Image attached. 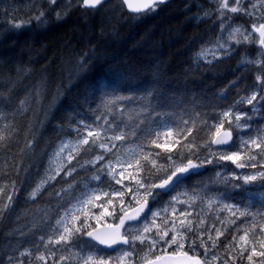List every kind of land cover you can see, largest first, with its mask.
I'll return each instance as SVG.
<instances>
[{"label":"trees","instance_id":"trees-1","mask_svg":"<svg viewBox=\"0 0 264 264\" xmlns=\"http://www.w3.org/2000/svg\"><path fill=\"white\" fill-rule=\"evenodd\" d=\"M47 6L48 2H45L40 10L17 19H0V134L5 137L0 141V188L13 196L10 207L0 218V264H17L19 260L27 262L29 257H22L20 253L30 249L34 258L37 245L41 252H47L39 238L51 234L50 226H54L55 219L63 214V207L70 199L64 193L61 196L55 193L67 188L69 183L76 185L72 189L76 195L84 189L85 183L96 187V182L89 180L93 174L91 166L79 167L84 159L91 158L92 154H86L68 165L76 166V172L71 176L61 172L55 180L43 186L35 199L31 198L33 189L53 172L52 158L61 142L75 139V130L81 119L95 123V116L99 113L93 110L100 105L103 91L136 97L151 91L162 106L161 115L169 123H179L181 118L199 112L212 124L214 115L226 111L240 97L247 96L251 90H246L247 86L255 83L250 72L245 73L237 66L241 62L242 49L237 55L215 63L200 60L198 54L215 38L218 24L211 19H199L198 0H167L156 11L140 15L129 14L122 0H109L96 10L78 7L75 0L70 10L66 7V0H59L57 5L46 9ZM40 11L46 15L37 20L35 17ZM65 11L67 15H64ZM56 12L61 13L60 18ZM81 60H87V63L77 71ZM40 80L47 84L45 97L39 104L26 105L28 110L23 111L19 101L25 99ZM123 103L125 107L135 106H129L126 101ZM241 105H237L236 110L247 111ZM120 119L117 114V122ZM123 119L126 121L127 116ZM262 122L264 114L261 113L253 123L251 133L264 126ZM193 134L199 137L197 143L210 138L207 129ZM29 142L31 147H28ZM164 155L161 154V163L165 162ZM200 155L203 158L207 152L201 148ZM218 171L227 176V183L216 175ZM237 171L230 163L223 167L205 165L203 171L186 176L182 184L162 194L153 204L155 211L169 206V202L175 205L173 197L186 200L182 193L199 192L201 198L191 207V202L185 203L183 210L191 213L188 219L194 224L198 219L205 221L198 231L213 229L215 225L224 232L218 247L212 249L219 257L212 264L264 262V257L258 255L253 256L252 261L247 259L252 244L246 245L241 255L243 242L239 236L249 229L251 240L253 223L256 224V250H264L258 243L262 238L259 226L264 223L258 215L264 213V192L259 190L258 183L244 185L242 180L228 176L229 172ZM140 177L146 182H158V178L148 179L146 173H141ZM235 184L241 187H232ZM112 186L115 189L121 187L114 182ZM100 187L108 190L106 185ZM125 199L134 202L135 207L130 193H125ZM113 200L119 209V199L113 197ZM2 203H8L6 197L0 206ZM225 204L240 205L242 210L249 207L253 214H257L256 220L240 217L232 224L231 220L236 218L224 209ZM91 225L98 227L92 222ZM135 225L137 223L126 228ZM210 234L215 238L214 229ZM82 239L89 241L87 237ZM193 239L195 236L189 233L185 251L202 256V248L195 252L189 249L188 242ZM228 244L231 247H225ZM161 245L157 246L155 255H165ZM94 249L99 254H106L99 247ZM144 251L138 246L139 256H143ZM9 257H12L11 261Z\"/></svg>","mask_w":264,"mask_h":264},{"label":"snow or ice","instance_id":"snow-or-ice-1","mask_svg":"<svg viewBox=\"0 0 264 264\" xmlns=\"http://www.w3.org/2000/svg\"><path fill=\"white\" fill-rule=\"evenodd\" d=\"M47 2L55 6L58 0H47ZM104 3L105 0H75L76 6L93 10L102 7ZM122 3L131 12L141 14L156 11L160 5L166 4L167 0H122ZM217 3V19L220 20L219 27L222 32L226 27L225 21L232 19L227 13L254 15L244 7L243 0H231V2L230 0H217ZM262 4H264V0H262ZM66 7L70 10L73 7V0H66ZM256 7L253 4V8ZM45 15L44 11H40L35 19L42 20ZM64 15H67V11ZM205 15L207 16L208 13ZM56 16L60 18L61 13L56 12ZM236 34H240L242 39H236ZM229 39L236 44L254 43L259 45L258 55L260 58L248 61L261 70V74L255 77L259 88L257 89L254 85L251 95L240 97L226 111L214 115L212 124H209L208 119L199 112L186 119L181 118L179 123L174 121L169 123V120L161 115L162 106L151 91H146L140 97L119 96L103 91L100 105L93 110L99 113L95 116V123L81 119L75 130V139L61 142L54 153L55 160L61 161L60 165L53 170L54 175H48L33 189L31 198L35 199L42 187L50 180H55L61 172H64L65 176H71L77 171V168L76 166L68 167V165H71L72 161L77 158H83V155L86 154H92L91 158L84 159L83 164H80L79 167L86 169L87 166H91L93 174L89 180L96 182V187L85 183L84 189L76 195L72 192L76 185L69 183L67 188H62L55 193L56 196H61V193H64L70 199L68 205L63 207V214L58 215L54 226H50L51 234L47 238L43 235L39 238L47 252H41L40 246L37 245L33 258L32 251L25 249L20 255L29 257L28 261L19 260L17 264H36V262L48 264L50 259L53 264H71L73 260L75 264H137V261L140 264H212L213 261L219 259L212 249L218 247L219 238L224 235L223 231L213 225L216 233L215 238L210 234L213 229L198 231L205 221L198 219L194 224L191 219H188L191 213L186 211L180 213L184 219L180 221L181 227L177 229L176 221L169 222L164 215L168 212L169 207L175 214L177 211L175 205L169 202V206L154 211L153 204L162 194H167L182 184L188 174H198V170L205 165L219 164L223 167L230 163L236 169H258L242 176L235 172H229L228 176L237 181L242 180L244 185L252 186L258 183L259 190L264 192V128H258L255 133H251L252 115L248 111L236 110V106L240 104L249 105L253 114L258 113L260 108H264V22H260L258 25L252 24L251 30L237 26L229 33ZM217 47L223 50L225 44L218 41ZM208 51V49H204L198 55L200 58H204ZM212 55L215 57L214 52ZM86 63L87 60H81L77 65V71L83 69ZM46 91V81H38L28 96L19 101L21 109L27 111L26 105L39 104L45 97ZM125 101L129 106L133 104L135 106L125 107L123 103ZM257 105H260V108ZM117 114L121 116L119 122H117ZM124 116H127L126 121L123 119ZM81 127L83 131H81ZM205 129L208 130L210 138H204L201 143H197L199 137L193 134L194 131H204ZM4 139L5 137L0 134V141ZM28 147H31V142ZM201 148L207 152L203 158L200 155ZM149 149H159L160 151ZM66 151L67 155L62 158V154ZM162 153L166 154L162 157L164 163L160 162ZM141 173H146L148 179L158 178V182L155 180L146 182L145 178L140 177ZM216 175L224 183H227V176H222L219 171ZM125 181L134 182V187L125 184ZM113 182L121 187L115 189L112 186ZM100 185H106L108 190ZM232 187L240 188L241 185L235 184ZM249 190L255 191L254 188ZM126 192L130 193L135 201V207H132L131 211L126 210L124 206ZM181 195L187 199L181 200L179 196H176L172 198L173 201L177 203L191 202L189 207L198 198H201L199 192L195 190H192L191 194L185 192ZM5 197L8 203H2L0 206V218H3L5 211L13 201V196L7 195L5 189L0 188V202ZM113 197L119 199L121 205L119 211L122 215L118 217V225L109 226L110 231L101 233L89 223V219L94 216L99 222L104 216L115 215ZM208 203L211 206L212 201L209 200ZM110 205L113 206L112 211L108 210ZM223 207L236 218L231 220L232 224H235L240 217H251L253 221L256 220L257 214H253L249 207H244L243 210L240 205L236 204H225ZM91 208H100L99 215L92 213ZM149 215L152 218L151 224L148 223ZM258 215L260 221L264 222V213ZM157 219L161 221L160 224H157ZM132 221H142L144 226L141 228L137 223L135 231L131 227L126 229V223ZM122 229L124 231H121ZM251 229V240L249 239V229H245L243 235L239 236V240L243 242L240 245L241 255L246 250V245L252 244L247 257L249 261H252L253 256L264 257V250L259 252L256 250L255 223L251 225ZM259 232L262 234V238L258 241L259 247L264 249V223H260ZM189 233L195 236V239L188 242L189 249L195 252L197 248H202L204 258L201 255H189V252L184 250ZM205 235H207L206 240L204 239ZM82 237H88L91 241L109 248L115 245H127L128 247L121 249L120 254L116 257L103 256L94 250V245L85 242ZM232 239L235 240L236 237L233 236ZM198 240L199 243H197ZM137 242L139 243L137 244ZM209 242L211 243L209 244ZM161 244L167 247L173 245L176 247L170 255H155L157 246ZM138 246L145 249L143 256L138 255ZM225 247H231V244L225 245ZM85 249L88 251L85 252ZM58 251L61 252L59 256H57ZM63 253L69 254L64 255ZM8 259L11 261L12 257Z\"/></svg>","mask_w":264,"mask_h":264},{"label":"rangeland","instance_id":"rangeland-1","mask_svg":"<svg viewBox=\"0 0 264 264\" xmlns=\"http://www.w3.org/2000/svg\"><path fill=\"white\" fill-rule=\"evenodd\" d=\"M211 1L215 2L216 3L215 6L218 7L217 0H211ZM45 2H47V0H0V19H3V18H16L17 19L19 17H24V15L26 13L36 12V11L40 10L42 8L43 3H45ZM230 2H231V0H230ZM253 4H255L257 6L255 9L253 8ZM243 5H244L245 8H247L249 10V12H253L254 13V15H252V16L247 15V16L252 18L253 22H255V23L264 22V4H262V0H243ZM51 6L52 5H50L48 3V6L46 7V9L48 7L50 8ZM232 14L231 13H227V15L231 16L232 19L225 21L226 27H225V30L223 32L221 31V29L219 27L220 20L217 19V24H218L217 37H216L215 41L213 42L212 47L206 53L204 58H202L203 60H205L207 62H212V60H215V59L220 60V58H221L220 54H221V51H223V50L224 51L225 50H234L235 48L240 47V46H242L244 44H254V43L236 44V43L233 42V40L229 39V33L232 31L233 28H236L237 26H240L243 29H247V26H248V24H244L242 22L240 13H232ZM240 23H242L243 25L240 24ZM248 30H250V28ZM235 38L236 39H242V36L240 34H236ZM218 41L220 43H224L225 44V48L223 50H221V49H219L217 47V42ZM229 45H231V46L229 47ZM213 52L215 53V57L212 55ZM199 58H200V56H199ZM250 58H252V57H249V59ZM249 59L247 61H249ZM247 106H249V105H247ZM262 123H264V122H262ZM242 135H243V133H242ZM66 155H67V151L64 154H62V158L64 156H66ZM258 160H259V158H258ZM60 163H61V161L60 160H55L54 155H53V158H52L53 170L56 169L60 165ZM64 163H67V162L64 161ZM247 170H248V168L241 169V170L237 171V174L242 176L244 174H248V173L254 172V171L258 170V169H254L253 171H250V170L247 171ZM54 174L55 173L53 171L49 175H54ZM138 178H140V177H138ZM50 181H52V180H50ZM127 182H128V184L130 186L134 187V182L125 181V184H127ZM141 191H143V189H141ZM124 202H125V204H124L125 209L128 210V211H131V208L134 207V202H132L130 199H125ZM129 205H131V207H129ZM184 207H186L185 203H177L175 201V208L177 209L175 214L172 212L171 208L168 210V212L166 214H164V215H166V217H167L169 222H171L173 220L176 221V228L177 229H179L181 227L180 226V221L184 219V217L180 215V213L182 211H184L183 210ZM115 209H116L115 215H113V216H104V217H102L99 220V222H97V220L93 216V217H91L89 219V223L91 224V222H92L98 227H100L102 225L118 224L119 223L118 217L120 215H122V213L119 211L120 208L118 209L117 206H115ZM108 210L112 211L113 210V206H111V205L108 206ZM100 211H101L100 208H91V212L95 213L96 215H99ZM151 220H152V218L149 215V221H148L149 224H151ZM115 221H117L118 223H113ZM160 223H161V221L159 219H157V224H160ZM139 226L141 228L144 226L142 221L139 222ZM135 227H136V225L131 227L133 231H135ZM171 234L172 233L170 232L169 235L171 236ZM87 243H89L91 245L95 244V243L92 244L93 242L92 243L87 242ZM94 246L97 247L98 245L95 244ZM175 247H176L175 245H173L172 247H167V246L161 245V249L165 252V254L172 253V251L175 249ZM119 248H117V249H119ZM185 248H186V244H185ZM121 249H125V248L123 247ZM120 250H118L117 252H114L112 254H107V253L104 254V255L103 254H99V253L98 254L99 255H103V256L116 257V256H118L120 254ZM87 251H88V249H85V252H87ZM60 254H61V252L58 251L57 252V256H59ZM63 254L64 255H68L69 253H63ZM138 255H139V253H138ZM49 262H50V264H53L52 260H50ZM71 264H75V261L73 260L71 262Z\"/></svg>","mask_w":264,"mask_h":264},{"label":"flooded vegetation","instance_id":"flooded-vegetation-1","mask_svg":"<svg viewBox=\"0 0 264 264\" xmlns=\"http://www.w3.org/2000/svg\"><path fill=\"white\" fill-rule=\"evenodd\" d=\"M198 4H199V12H200L199 19H201V20H203V19H211V20H214V21L217 22V13H216L217 6H215L216 5L215 2H213L211 0H198ZM205 13H208V15L206 16ZM240 16H241L242 22L244 24H248L247 29L250 28V30H251V25L255 23V22H253L252 18L247 16V15H245V14L243 15L242 13H240ZM240 24H242V23H240ZM255 24L258 25L259 23H255ZM217 34H218V31L216 33L215 38L207 46L203 47L202 50H204V49H208L209 50L212 47V44H213V42L215 41V39L217 37ZM255 35L258 36V34H255ZM240 49H242V51H241L242 57H239L241 62L238 63L237 66H238L239 69H244L245 73L250 72L252 77H253V80H254V78L257 75L261 74V70L257 66H255L254 64L248 63L247 60L249 59V57H252V58H250L251 60H256V59L260 58L259 55H258V52H259V45L258 44H244V45H242L240 47L235 48L234 50H225V51L223 50V51H221V54H220V57H221L220 60L237 55L238 52L240 51ZM200 60L205 62V63H209V64L215 63L216 61H218L217 59H215V60H212V62H207V61L203 60L202 58H200ZM254 81H255V83L253 85H248L247 86L246 90L249 91L251 89L249 91V93L247 94V96L251 95V91L253 90V86L254 85L256 86L257 89L259 88V85L257 84L256 80H254ZM246 90H245V92H246ZM241 107H244V109L247 110L250 113V115H252V117H253L252 120H251V125H252L251 131L253 132L254 131L253 127L255 126V125H253V123L256 122V118L260 117L261 113L264 114V108H260V105H257V107L260 108V111L258 113L253 114L250 111V106H247L246 104H242ZM260 128H264V126H262ZM88 242L92 243L91 241H88ZM92 244H94V243H92ZM121 248H123V247H120L119 249L114 250V251H106V250H102V249L101 250L104 251L107 254H112L114 252H117ZM124 248H127V247H124ZM36 264H40V263L36 262ZM48 264H50V262H48Z\"/></svg>","mask_w":264,"mask_h":264},{"label":"water","instance_id":"water-1","mask_svg":"<svg viewBox=\"0 0 264 264\" xmlns=\"http://www.w3.org/2000/svg\"><path fill=\"white\" fill-rule=\"evenodd\" d=\"M108 1H109V0H105V3H107ZM105 3H104V4H105ZM124 6H125V8H126V10H127V12H128L129 14H131V15H140V14H137V13H133V12H131V11L127 8L126 5H124ZM99 8H100V7H99ZM90 10H93V9H90ZM141 14H144V13H141ZM215 147H216V146H214V148H215ZM203 170H204V167L200 168V169L198 170V172L203 171ZM238 170H241V169H238ZM188 175H190V174H188ZM188 175H187V176H188ZM135 223H139V222H135V221L127 222L126 225H125V228L127 227V225H132V224H135ZM118 224H119V223H118ZM118 224H115V225H118ZM115 225H102V226H100V227H97L96 229H97L99 232L103 233V232H106V231H110V230H111L109 226H115ZM121 231H124V229H122ZM87 240L91 241L90 238H88V237H87ZM91 242L97 244L98 246H100L102 249H104V250H106V251H114V250H116V249L119 248V247H127V245H115V246H113L112 248H109V247H107V246H105V245H100V244H98V243L95 242V241H91ZM165 255H170V254H165Z\"/></svg>","mask_w":264,"mask_h":264}]
</instances>
